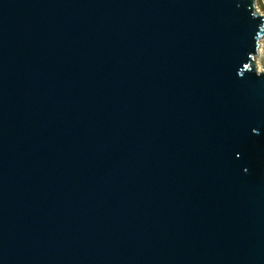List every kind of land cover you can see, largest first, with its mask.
Returning a JSON list of instances; mask_svg holds the SVG:
<instances>
[{"label":"water","instance_id":"water-1","mask_svg":"<svg viewBox=\"0 0 264 264\" xmlns=\"http://www.w3.org/2000/svg\"><path fill=\"white\" fill-rule=\"evenodd\" d=\"M253 0H0V264H264Z\"/></svg>","mask_w":264,"mask_h":264},{"label":"rangeland","instance_id":"rangeland-1","mask_svg":"<svg viewBox=\"0 0 264 264\" xmlns=\"http://www.w3.org/2000/svg\"><path fill=\"white\" fill-rule=\"evenodd\" d=\"M253 6L255 12L264 15L262 0H253ZM253 64L258 70H264V58L261 54H258V52L253 56Z\"/></svg>","mask_w":264,"mask_h":264},{"label":"built area","instance_id":"built-area-1","mask_svg":"<svg viewBox=\"0 0 264 264\" xmlns=\"http://www.w3.org/2000/svg\"><path fill=\"white\" fill-rule=\"evenodd\" d=\"M262 5L264 7V0H262ZM258 54H261L264 58V33L261 35L259 41H258V47H257Z\"/></svg>","mask_w":264,"mask_h":264}]
</instances>
